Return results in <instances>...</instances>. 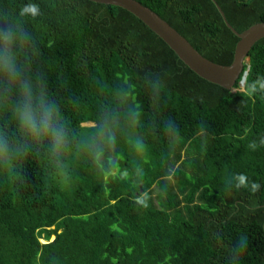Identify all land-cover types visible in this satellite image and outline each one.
<instances>
[{
  "label": "trees",
  "instance_id": "1",
  "mask_svg": "<svg viewBox=\"0 0 264 264\" xmlns=\"http://www.w3.org/2000/svg\"><path fill=\"white\" fill-rule=\"evenodd\" d=\"M136 1L203 57L231 63L238 39L211 0ZM215 1L239 33L264 22V0ZM29 2L39 14L21 17ZM10 25L27 34L13 46L18 67L56 104L66 143L53 155L20 131L17 91L0 82V264H264V38L243 87L239 77L225 89L116 6L0 0V29ZM105 119L111 148L95 138Z\"/></svg>",
  "mask_w": 264,
  "mask_h": 264
},
{
  "label": "clouds",
  "instance_id": "2",
  "mask_svg": "<svg viewBox=\"0 0 264 264\" xmlns=\"http://www.w3.org/2000/svg\"><path fill=\"white\" fill-rule=\"evenodd\" d=\"M39 14L38 6L34 3H27L19 10L21 17H36ZM27 34L19 27V25H10L7 28L0 29V82L5 84V91L15 87L17 91V101L12 108V117L16 121V125L20 131L29 136L32 140L40 142L47 139L49 148L53 155H59L65 146V130L60 123L59 111L54 102L49 100L43 91L42 86H36L29 79L23 77L17 64L16 53L13 50L14 44L18 41L26 39ZM264 87V83H261ZM139 116L138 111L131 113V122L136 123ZM96 140L101 144H106L110 148L115 145L116 135L113 131L111 121L105 119L99 126L96 133ZM135 146L138 151L142 150L143 145L139 140ZM92 153L93 162L99 167L105 177L115 175V162L108 160L107 163L111 168L107 171L103 170L102 156L104 148L96 143L88 145ZM8 150V141L0 134V152ZM142 170L137 168L135 171L136 180L140 179ZM129 173L127 170L120 171V177L127 179ZM244 176L237 177L239 184L244 183ZM256 186L253 184L252 186ZM135 200L138 204L146 205L143 197L137 196Z\"/></svg>",
  "mask_w": 264,
  "mask_h": 264
},
{
  "label": "water",
  "instance_id": "3",
  "mask_svg": "<svg viewBox=\"0 0 264 264\" xmlns=\"http://www.w3.org/2000/svg\"><path fill=\"white\" fill-rule=\"evenodd\" d=\"M89 1L103 5L116 6L128 11L157 35L197 76L225 89L233 88L239 77V84L243 87L247 74V69L244 70V64L248 61V54L253 45L258 40L264 38V22L255 23L239 33L228 23L223 11L216 1L211 0L226 28L238 39L234 47L231 63L229 65H222L203 57L165 20L136 0Z\"/></svg>",
  "mask_w": 264,
  "mask_h": 264
},
{
  "label": "rangeland",
  "instance_id": "4",
  "mask_svg": "<svg viewBox=\"0 0 264 264\" xmlns=\"http://www.w3.org/2000/svg\"><path fill=\"white\" fill-rule=\"evenodd\" d=\"M240 87H242V86H240ZM87 124H89V123H87ZM154 195H155V194H152V201H153V202H155V200H154ZM51 239H53V237H51ZM41 241L43 242L42 239H41Z\"/></svg>",
  "mask_w": 264,
  "mask_h": 264
}]
</instances>
